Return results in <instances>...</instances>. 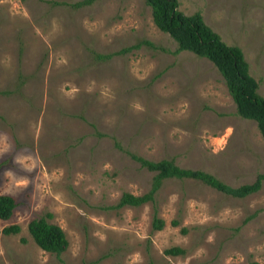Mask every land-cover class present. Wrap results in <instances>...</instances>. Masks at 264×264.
<instances>
[{
	"label": "rangeland",
	"instance_id": "374dc122",
	"mask_svg": "<svg viewBox=\"0 0 264 264\" xmlns=\"http://www.w3.org/2000/svg\"><path fill=\"white\" fill-rule=\"evenodd\" d=\"M74 1L0 0V193L16 200L0 218V264H264V182L235 197L166 177L153 201L110 206L151 185L130 152L237 185L264 172V138L216 66L176 50L144 0ZM177 2L241 48L264 96V0ZM44 211L67 238L59 254L27 231ZM10 223L19 231L4 233Z\"/></svg>",
	"mask_w": 264,
	"mask_h": 264
},
{
	"label": "trees",
	"instance_id": "16d2710c",
	"mask_svg": "<svg viewBox=\"0 0 264 264\" xmlns=\"http://www.w3.org/2000/svg\"><path fill=\"white\" fill-rule=\"evenodd\" d=\"M91 1L76 0L73 5L78 6ZM144 2L150 7L154 24L160 30L167 32L176 41V50H189L207 58L216 66L235 104L237 113L242 117L253 119L264 138V96L257 92V81L249 73L248 63L241 48L223 41L219 34L204 22L199 11L184 13L178 9L177 0H144ZM138 44L136 42L123 46L116 52L126 51L131 47L138 46ZM129 154L139 162L140 166L153 171L151 185L149 189L140 194H133L128 191L121 192L117 201L110 206L140 205L149 200L153 201L155 190L161 180L166 177L198 179L223 193L235 197H243L255 192L264 182V172H258L252 181L230 185L205 170L181 167L170 158L162 157L152 160L132 152ZM15 205L16 200L11 194L0 193V218H9ZM51 216L50 211H44L40 215L29 219L27 231L40 248L59 254L67 246V238L58 224L48 220ZM171 223L173 225L177 224V219H171ZM162 226L163 219L156 215L154 208L151 227L160 229ZM19 229L17 223H10L2 227L4 233H15ZM185 230V227H180L181 232H185ZM164 252L178 254L183 252V248L172 245L164 248ZM248 264H258V262L251 260Z\"/></svg>",
	"mask_w": 264,
	"mask_h": 264
}]
</instances>
